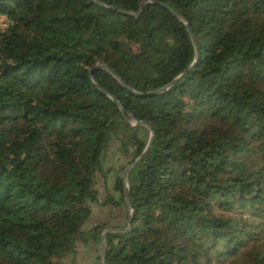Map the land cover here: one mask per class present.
Instances as JSON below:
<instances>
[{
  "label": "trees",
  "instance_id": "1",
  "mask_svg": "<svg viewBox=\"0 0 264 264\" xmlns=\"http://www.w3.org/2000/svg\"><path fill=\"white\" fill-rule=\"evenodd\" d=\"M97 1L0 0V264H65L78 241L100 264L107 224L84 223L125 205L149 130L95 63L154 133L105 264H264V0ZM111 136L130 158L100 199Z\"/></svg>",
  "mask_w": 264,
  "mask_h": 264
},
{
  "label": "rangeland",
  "instance_id": "2",
  "mask_svg": "<svg viewBox=\"0 0 264 264\" xmlns=\"http://www.w3.org/2000/svg\"><path fill=\"white\" fill-rule=\"evenodd\" d=\"M1 21L2 25L4 26L6 23L4 17H1ZM115 132L122 138L128 147L131 143L128 138L131 133L130 129L120 125L117 126ZM118 143L119 142L113 139L112 136L106 143L102 159V168L105 173L104 175H106V181L104 182L102 180V175H98L95 181V187L99 190L100 199L113 196L112 189L110 188L112 184L111 178L115 176L114 173L122 168L130 158L129 156H125L123 152L120 151V149L117 147ZM126 214V206L122 203L119 207L111 203L106 205H101L100 203L94 204L92 205V214L84 223V225L89 228L99 223H106L107 227H113L114 225H118V228L125 227L123 225L126 224ZM88 238L89 231L87 230L84 234V239L88 240ZM97 255L98 252L94 244H84L83 242L78 241L76 254L66 256L62 262L65 264H68L71 261H76L79 264H99L97 261Z\"/></svg>",
  "mask_w": 264,
  "mask_h": 264
},
{
  "label": "water",
  "instance_id": "3",
  "mask_svg": "<svg viewBox=\"0 0 264 264\" xmlns=\"http://www.w3.org/2000/svg\"><path fill=\"white\" fill-rule=\"evenodd\" d=\"M92 1L98 3L97 0H92ZM149 2H154V3L162 4L161 2H159L157 0H143V1L140 2L139 6H138V11L136 13H133V12L127 11V10L118 9V8H114V9L120 10V11H122V12H124L126 14H129V15H132L134 17H138V15H139L140 11L142 10V8L144 7V5L147 4V3H149ZM164 6L167 7L173 13V15L176 18H178L180 21H182L179 18V16L175 12H173L167 5H164ZM184 25H185V27L187 29V32H188V34L190 36V39L192 41V44L194 46V49H195V59H196V57H197V49H196V43H195L194 36H193L190 28L187 26V24L184 23ZM192 66H193V64L189 65L187 69H185L182 73H180L178 76H176L166 86H164V87H162L160 89L154 90V91H149V92H147V94L158 93V92H161V91L167 89L169 86H171L173 83H175L185 72H187ZM94 69H104V70H106L113 78H115L117 81H119L124 87H127L128 88V86L122 81V79L111 68H109L104 63H95L89 69V73H88L89 74V77H90V80L92 81V83L97 88H99L104 93H106L114 101V103L118 106V108L121 111L122 116L126 120V122H128L131 126H137V125L144 126V127H146L149 130V138H148V141L146 143L145 148L142 150V152L140 153V155L133 160V162H131L130 164H128L124 168L123 173H122L124 200H125V205H126V208H127V223H126V226L125 227H121V228H118V227H106L101 232V236H100V249H99V251H100V258H101L100 264H105L106 241H107V235H108V233H112V232H124V231H128L129 228H130V221H131V217H132V206H131V202H130V198H129V190H128V179H127L128 172L143 157V155L145 154V152L150 148V146L152 144V141H153L154 133H153L152 128L147 123L142 122V121L135 120L132 116H130L129 119L125 116V114L123 112V108L120 106V104L117 101V99L114 98L113 96H110L103 88H101L99 85H97L92 80V76L91 75H92V71ZM133 92L136 93V94H140V93L135 92V91H133Z\"/></svg>",
  "mask_w": 264,
  "mask_h": 264
},
{
  "label": "built area",
  "instance_id": "4",
  "mask_svg": "<svg viewBox=\"0 0 264 264\" xmlns=\"http://www.w3.org/2000/svg\"><path fill=\"white\" fill-rule=\"evenodd\" d=\"M5 24H6V23H5ZM5 24H4V26H5ZM1 26L4 27V26L2 25V21H1Z\"/></svg>",
  "mask_w": 264,
  "mask_h": 264
}]
</instances>
